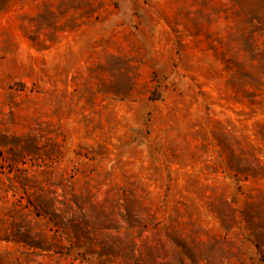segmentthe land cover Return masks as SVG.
Wrapping results in <instances>:
<instances>
[{
	"label": "rangeland",
	"instance_id": "374dc122",
	"mask_svg": "<svg viewBox=\"0 0 264 264\" xmlns=\"http://www.w3.org/2000/svg\"><path fill=\"white\" fill-rule=\"evenodd\" d=\"M0 264H264V0H0Z\"/></svg>",
	"mask_w": 264,
	"mask_h": 264
}]
</instances>
